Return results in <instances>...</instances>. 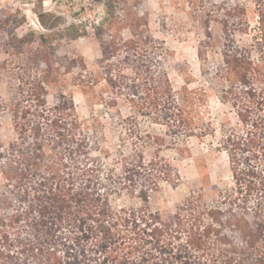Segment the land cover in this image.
Instances as JSON below:
<instances>
[{"label":"trees","instance_id":"16d2710c","mask_svg":"<svg viewBox=\"0 0 264 264\" xmlns=\"http://www.w3.org/2000/svg\"><path fill=\"white\" fill-rule=\"evenodd\" d=\"M103 3L110 12L113 1ZM75 27H67L66 34L80 37ZM101 42L108 50L110 43ZM122 43L126 54L132 51L128 44L137 46L136 40ZM137 48L134 59L123 62L134 75L124 76L121 85H130L138 104L170 134L195 135L196 124L185 110L188 98L174 90L161 69L154 67L151 76L144 69L146 56ZM225 55L222 78L238 84L232 85L231 104L240 128L223 129L221 141L233 184L220 189L212 203L201 193L192 194L170 213L153 210L151 194L161 180L178 186L181 176L159 151L146 161L143 148L152 140L139 131L138 118L124 121L134 151L120 153L115 163L122 165V172L116 173L91 156L86 126L74 113L73 101L62 94L49 107L46 75L36 78L31 104L17 101L11 108L19 139L11 146V171L3 172L21 189L26 206L9 214L0 210V264H264V61L257 64L238 51ZM112 68L111 62L105 63V78H112ZM82 85L90 93V84ZM158 143L163 146L164 139ZM78 180L85 182L82 187ZM109 191H125L141 205L114 208Z\"/></svg>","mask_w":264,"mask_h":264},{"label":"rangeland","instance_id":"374dc122","mask_svg":"<svg viewBox=\"0 0 264 264\" xmlns=\"http://www.w3.org/2000/svg\"><path fill=\"white\" fill-rule=\"evenodd\" d=\"M112 1L109 12L103 0H47L44 7L53 17L45 16L50 27L43 28L35 12L38 0H0L1 211L9 214L26 206L21 189L3 172L11 171V146L19 139L11 108L17 101L31 104L30 87L43 75L47 105L60 102L62 94L72 100L74 113L86 126L91 156L104 160L116 173L122 172V165L115 163L120 153L129 156L134 151L124 121L133 115L138 118L139 131L152 140L143 148L146 161L159 151L181 176L176 187L161 180L151 194L153 210L174 212L198 193L212 203L220 189L233 184L229 154L221 141L223 129L240 128L237 109L231 104L232 85L238 84L222 78L225 53L238 51L263 65L264 0ZM14 18L19 20L17 25ZM72 24L80 37L66 34ZM101 40L110 43L108 50L117 48L111 51L114 55L106 53ZM122 40H136L137 49L146 56L144 69H150L151 76L154 67L161 69L174 90L186 95L185 110L196 124L195 135L170 134L167 126L155 122L138 104L133 88L121 85L124 76L134 75L130 68H123V62L134 59L137 47L128 44L127 50L132 51L126 54ZM107 62L113 65V75L108 73L112 78H105ZM83 83L90 84V93ZM147 94L144 91L143 97ZM162 138L163 146L158 143ZM103 151L110 154L109 159H104ZM70 161L66 160L67 165ZM78 181L81 187L85 183ZM109 193L114 208L141 205L138 197L125 191Z\"/></svg>","mask_w":264,"mask_h":264},{"label":"flooded vegetation","instance_id":"af4514ba","mask_svg":"<svg viewBox=\"0 0 264 264\" xmlns=\"http://www.w3.org/2000/svg\"><path fill=\"white\" fill-rule=\"evenodd\" d=\"M47 0H38V3H39V9L35 10L39 20H40V24L43 28H49V24H47L45 22V16H51L52 15V12H50L51 10H48L44 7V3L46 2ZM53 17V16H51Z\"/></svg>","mask_w":264,"mask_h":264}]
</instances>
